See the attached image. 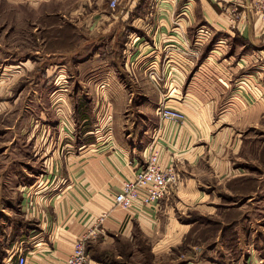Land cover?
I'll list each match as a JSON object with an SVG mask.
<instances>
[{
    "label": "crops",
    "instance_id": "0c3cea01",
    "mask_svg": "<svg viewBox=\"0 0 264 264\" xmlns=\"http://www.w3.org/2000/svg\"><path fill=\"white\" fill-rule=\"evenodd\" d=\"M21 1L38 4L50 0ZM104 1L84 0L105 5L104 10L87 13L91 24L88 39L92 42L99 35L109 42L111 53L117 51L115 40H121L127 75L113 84V72L100 71L86 74V81L93 84L97 74L108 75L101 83L109 86L96 92L107 99L133 98L140 91L145 99L182 98L170 108L184 114L185 120L180 125L161 122L158 109L148 103L143 125L116 123L110 126L112 136L105 135L103 141H93L70 154L63 166L65 187H59L50 206H29L37 212L38 229H31L19 246L17 241L6 249L0 264L13 263L18 250L24 251L27 264H65L75 241L91 231L109 247L121 239H132L136 231L156 241L162 236L158 243L163 245L182 242L190 223L178 220V207L168 202L175 190L157 208L139 213L121 210L113 203L123 182L144 167L153 147L160 154L161 167L171 166L182 176L176 206L184 207V212L206 206L201 197L204 190L212 188L213 196L219 195L220 187L214 185L234 179L242 188L253 178L244 169L224 175L225 166L232 168L229 161L218 166L212 162L213 179L198 171L206 145L211 153L212 147H226L238 155L242 147L256 144L263 150L259 139L242 138L240 133L264 119V18L252 8L256 0H117L119 5L126 2L127 9L115 12ZM185 7L188 11L182 12ZM49 15L60 21L63 17L61 10ZM56 28L60 30V25ZM94 62L86 67H93ZM101 63L107 64L105 60ZM260 185H264L263 179ZM212 203L218 204L215 197ZM111 254L113 257L90 258L91 264H111V259L115 264H129L135 259L123 248L113 249Z\"/></svg>",
    "mask_w": 264,
    "mask_h": 264
},
{
    "label": "rangeland",
    "instance_id": "374dc122",
    "mask_svg": "<svg viewBox=\"0 0 264 264\" xmlns=\"http://www.w3.org/2000/svg\"><path fill=\"white\" fill-rule=\"evenodd\" d=\"M21 2L0 0V260L6 249L17 241L19 246L31 229H38L37 212L29 206H50L59 187H65L63 166L70 154L112 136L110 126L116 123L143 125L148 103L159 109L182 99H145L141 91L121 100L96 94L109 86L101 83L109 76L97 74L90 84L86 74L111 70L113 84L127 75L121 40H115L117 51L111 53L109 42L99 35L92 42L88 39L91 24L87 13L104 10L105 5L84 0ZM110 2L103 4L111 9ZM253 4L258 16L264 18V0ZM126 5L117 2L111 10H126ZM58 10L62 11L61 21L49 15ZM59 25L60 30L56 28ZM92 60L93 67H86ZM104 60L106 65L101 63ZM240 133L242 138L259 139L263 150L256 144L242 147L238 155L226 147H212L211 153L206 145L198 174L213 179L212 162L218 166L229 161L232 168L225 166L224 175L244 169L253 176L245 186L239 188L234 179L225 180L214 185L215 189L220 187L219 195L213 196L212 188L201 194L206 206L187 212L176 206L180 191L170 194L168 202L178 207L177 219L190 223L182 242L163 245L158 243L162 236L156 241L136 231L132 239H121L110 247L91 240L86 245L90 258L113 257V249L123 248L135 256L129 264H264V185L260 187L264 180V119ZM182 181L181 176L177 188ZM214 197L218 204L212 203ZM155 252L160 255L155 256ZM110 263L116 261L111 259Z\"/></svg>",
    "mask_w": 264,
    "mask_h": 264
},
{
    "label": "built area",
    "instance_id": "2783aa9c",
    "mask_svg": "<svg viewBox=\"0 0 264 264\" xmlns=\"http://www.w3.org/2000/svg\"><path fill=\"white\" fill-rule=\"evenodd\" d=\"M116 4V0H112L109 7L115 9ZM181 10L187 12L188 8ZM158 116L161 122H170L173 125H180L185 120L184 114L167 106L158 109ZM154 136H157V133ZM179 181V175L173 167L165 169L161 167L160 154L153 147L148 151L144 167L137 171L133 178L124 181L114 195V206L124 211L138 213L150 208L155 209L160 201L177 189ZM102 219L100 218L99 222ZM95 238L96 232L91 231L77 239L65 264H91L90 257L86 254V245ZM11 264H27L23 250L17 251L15 261Z\"/></svg>",
    "mask_w": 264,
    "mask_h": 264
},
{
    "label": "trees",
    "instance_id": "16d2710c",
    "mask_svg": "<svg viewBox=\"0 0 264 264\" xmlns=\"http://www.w3.org/2000/svg\"><path fill=\"white\" fill-rule=\"evenodd\" d=\"M86 248H87V246H86ZM86 254L89 256V254L87 253V250H86Z\"/></svg>",
    "mask_w": 264,
    "mask_h": 264
},
{
    "label": "water",
    "instance_id": "95a60500",
    "mask_svg": "<svg viewBox=\"0 0 264 264\" xmlns=\"http://www.w3.org/2000/svg\"><path fill=\"white\" fill-rule=\"evenodd\" d=\"M188 264H191V263H188Z\"/></svg>",
    "mask_w": 264,
    "mask_h": 264
}]
</instances>
